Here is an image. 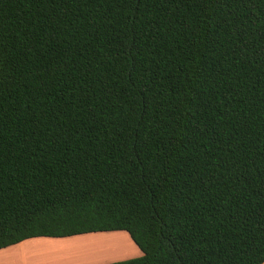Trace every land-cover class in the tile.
<instances>
[{
	"label": "trees",
	"instance_id": "1",
	"mask_svg": "<svg viewBox=\"0 0 264 264\" xmlns=\"http://www.w3.org/2000/svg\"><path fill=\"white\" fill-rule=\"evenodd\" d=\"M109 231L264 264V0H0V249Z\"/></svg>",
	"mask_w": 264,
	"mask_h": 264
},
{
	"label": "rangeland",
	"instance_id": "2",
	"mask_svg": "<svg viewBox=\"0 0 264 264\" xmlns=\"http://www.w3.org/2000/svg\"><path fill=\"white\" fill-rule=\"evenodd\" d=\"M92 235L82 240H73H81L79 243L66 241L23 244L13 249V254L2 256L0 264H101L141 254L125 231L96 232ZM86 247H93V250H85ZM9 251L12 252V249Z\"/></svg>",
	"mask_w": 264,
	"mask_h": 264
},
{
	"label": "crops",
	"instance_id": "3",
	"mask_svg": "<svg viewBox=\"0 0 264 264\" xmlns=\"http://www.w3.org/2000/svg\"><path fill=\"white\" fill-rule=\"evenodd\" d=\"M92 234L94 233H88V234H81V235H73V236H68V237H62V238H52V237H36V238H31V239H26V240H23L19 243H16L14 245H11V246H8V247H5V248H2L0 249V259L2 258V256L4 255H9V254H13V249L23 245V244H29L31 242H35L34 244H44V243H48V242H66V241H73V240H77V239H81L82 238H87V237H90V236H93ZM73 241V242H82V241ZM38 242V243H37ZM12 249V252L9 251ZM110 262V261H109ZM97 263H100V262H89L87 264H97ZM106 263V262H105ZM102 264V263H101Z\"/></svg>",
	"mask_w": 264,
	"mask_h": 264
},
{
	"label": "bare ground",
	"instance_id": "4",
	"mask_svg": "<svg viewBox=\"0 0 264 264\" xmlns=\"http://www.w3.org/2000/svg\"><path fill=\"white\" fill-rule=\"evenodd\" d=\"M85 250H93V247H86ZM80 252H81V251H80ZM27 263H29V262H27Z\"/></svg>",
	"mask_w": 264,
	"mask_h": 264
}]
</instances>
